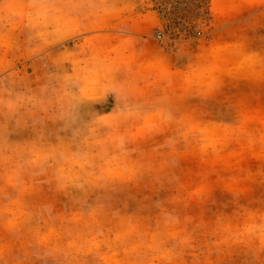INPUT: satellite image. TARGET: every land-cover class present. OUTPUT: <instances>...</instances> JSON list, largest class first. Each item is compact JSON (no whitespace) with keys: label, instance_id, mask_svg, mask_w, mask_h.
I'll return each mask as SVG.
<instances>
[{"label":"rangeland","instance_id":"rangeland-1","mask_svg":"<svg viewBox=\"0 0 264 264\" xmlns=\"http://www.w3.org/2000/svg\"><path fill=\"white\" fill-rule=\"evenodd\" d=\"M66 1L0 0V264H264V0Z\"/></svg>","mask_w":264,"mask_h":264},{"label":"built area","instance_id":"built-area-1","mask_svg":"<svg viewBox=\"0 0 264 264\" xmlns=\"http://www.w3.org/2000/svg\"><path fill=\"white\" fill-rule=\"evenodd\" d=\"M148 3L160 20L155 37L166 43L178 41L183 33L201 35L195 20L212 12V0H148Z\"/></svg>","mask_w":264,"mask_h":264},{"label":"crops","instance_id":"crops-1","mask_svg":"<svg viewBox=\"0 0 264 264\" xmlns=\"http://www.w3.org/2000/svg\"><path fill=\"white\" fill-rule=\"evenodd\" d=\"M68 4V5H67ZM70 2L69 0L66 1L63 11H62V28L68 29L69 27L75 26L74 19L71 17L77 16L76 26L79 28H94L100 26L101 20L100 18L95 15V10H92V12L85 10L84 12H81L79 10H73V8L69 7ZM90 12V13H89ZM84 13V14H82ZM85 13H89L90 15L85 16ZM52 40H48V43L52 44Z\"/></svg>","mask_w":264,"mask_h":264}]
</instances>
